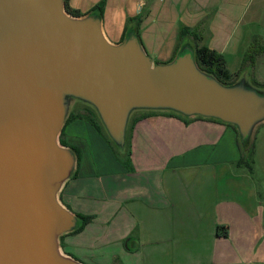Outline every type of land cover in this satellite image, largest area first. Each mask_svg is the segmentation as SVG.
<instances>
[{
  "label": "crops",
  "instance_id": "crops-1",
  "mask_svg": "<svg viewBox=\"0 0 264 264\" xmlns=\"http://www.w3.org/2000/svg\"><path fill=\"white\" fill-rule=\"evenodd\" d=\"M102 2L109 40L119 43L135 23L146 50L161 61L174 58L183 28H199L200 45L221 53L234 74L254 37L264 41V0H69V6L85 15ZM251 76L264 84V54ZM65 142L78 150L79 164L62 202L91 218L62 238L66 254L84 264H264V124L255 133L251 169L234 127L167 113L137 115L125 164L109 170Z\"/></svg>",
  "mask_w": 264,
  "mask_h": 264
},
{
  "label": "water",
  "instance_id": "water-1",
  "mask_svg": "<svg viewBox=\"0 0 264 264\" xmlns=\"http://www.w3.org/2000/svg\"><path fill=\"white\" fill-rule=\"evenodd\" d=\"M75 103L95 112L124 159L140 114L230 125L245 151L264 124V86L251 68L222 83L199 67L190 37L171 61L155 62L135 23L113 43L97 10L0 0V264H84L61 246L82 224L60 198L79 164L61 142Z\"/></svg>",
  "mask_w": 264,
  "mask_h": 264
},
{
  "label": "trees",
  "instance_id": "trees-1",
  "mask_svg": "<svg viewBox=\"0 0 264 264\" xmlns=\"http://www.w3.org/2000/svg\"><path fill=\"white\" fill-rule=\"evenodd\" d=\"M66 4H67V8L68 11L74 15V16H80L82 15L80 13V11L78 10H73L70 8L69 6V0H66ZM103 5L104 2L100 3L99 5H97L92 11H99L103 17ZM131 21V20H130ZM126 35V32L123 36V39ZM192 36V38L194 40H192L195 45H196V61L199 65V67L214 75L218 80H220L222 83L224 84H232L236 81V79L238 78L239 74L245 70L246 68L250 67L252 68V65H254L258 59L259 56L264 54V41H262V39L259 36L254 37L250 47L248 48V50L246 51L245 55H244V59H243V64H242V69L239 73H232L227 66L225 57L219 53L216 50L210 49L206 46H201L200 42L202 40V32L199 28L196 29H191V28H183L182 32H181V43L177 48V51H179L182 43L185 41V39L187 37ZM139 36V34H138ZM140 37V36H139ZM122 39V40H123ZM176 51V52H177ZM255 83L259 86H264L263 83H258L255 81ZM151 114H155V113H151ZM73 116L68 120L67 124H69L72 120H73ZM97 124V123H96ZM65 130V128H64ZM64 130L62 133V136L64 134ZM61 142L63 145H67V143L65 142L64 139H61ZM78 155L79 152L76 149ZM244 152V159L243 161L246 162V165H248L249 169H251V164H252V147H250V149L248 151L243 150ZM81 219H82V224L81 226L75 231L80 232L81 230H83V228L85 227V225L90 221L91 218L89 217H84L82 215H78ZM228 232L226 231L224 233V236H227Z\"/></svg>",
  "mask_w": 264,
  "mask_h": 264
},
{
  "label": "rangeland",
  "instance_id": "rangeland-1",
  "mask_svg": "<svg viewBox=\"0 0 264 264\" xmlns=\"http://www.w3.org/2000/svg\"><path fill=\"white\" fill-rule=\"evenodd\" d=\"M131 25L132 23L128 27ZM177 53L178 51L175 56ZM149 55L155 62L166 63L172 60L168 59L166 61H161L153 57L150 53ZM72 116L74 118L65 126L64 134L63 136L61 135V139L67 142L73 141V145L77 146L83 155H86V160L94 161V163L100 164L101 167H106L108 169L113 168V164L115 163L125 164L124 158L116 152L114 146L102 129L95 112L90 107L81 103H75L70 109V118ZM81 120H84L83 122L85 123ZM87 124H90L97 134H95L93 130L90 131ZM71 138L73 140H71ZM96 138L99 139V144L95 142ZM67 145L70 146L68 143ZM60 198L62 201V196ZM61 246L63 248L62 240Z\"/></svg>",
  "mask_w": 264,
  "mask_h": 264
}]
</instances>
